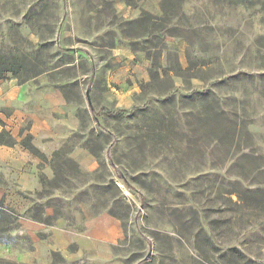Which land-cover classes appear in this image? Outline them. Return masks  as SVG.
Segmentation results:
<instances>
[{"label":"rangeland","instance_id":"rangeland-1","mask_svg":"<svg viewBox=\"0 0 264 264\" xmlns=\"http://www.w3.org/2000/svg\"><path fill=\"white\" fill-rule=\"evenodd\" d=\"M239 2L0 0L13 70L0 85L30 83L13 100L53 129L77 121L44 154V126L1 110L0 264H26L50 228L78 232L102 213L121 223L111 253L125 264L264 263V210L236 193L264 188V0ZM142 11L153 20L136 22ZM59 253L54 264H99L74 245Z\"/></svg>","mask_w":264,"mask_h":264},{"label":"crops","instance_id":"crops-1","mask_svg":"<svg viewBox=\"0 0 264 264\" xmlns=\"http://www.w3.org/2000/svg\"><path fill=\"white\" fill-rule=\"evenodd\" d=\"M33 86L30 83L16 88L14 82L7 81L0 85V115L2 109H13L9 115L7 114V123L12 121H22L26 118L32 120L33 130L40 132L43 136L52 134L53 137L43 141V136H37L34 142L44 154H52L58 151L66 142V139L77 127V121L74 119H65L56 124L49 118H45L43 111L39 107L23 109L18 105L13 97L15 94L28 92ZM60 102V100H59ZM6 118V117H5ZM50 127V128H49ZM80 165L85 167H93L94 161L86 154L79 150H74L69 155ZM24 229L29 236H34L39 232H46L42 226H34V224H25ZM45 238L34 240L32 249L21 253L20 260L26 264H51L50 253L53 251L65 254L72 245L77 247L78 255H87L96 260L99 264H125L119 260L113 259L111 246L116 245L124 238L121 223L108 214H99L91 216L83 220L82 229L78 232L70 230H62L60 228H50Z\"/></svg>","mask_w":264,"mask_h":264},{"label":"trees","instance_id":"trees-1","mask_svg":"<svg viewBox=\"0 0 264 264\" xmlns=\"http://www.w3.org/2000/svg\"><path fill=\"white\" fill-rule=\"evenodd\" d=\"M245 1L246 0H240L239 4L241 6H244ZM256 14L264 15V8L260 12H256ZM151 20H153V16L142 11L136 22L138 23L146 22V21L149 22ZM8 72H13L11 66L9 65V58L6 55H0V80L3 79L4 75ZM117 113H125V110H119ZM29 149L33 152H37V149H35L33 146H30ZM236 193H237V204H239L240 208L251 212L256 210H264V188L257 186L255 189H249L246 191L239 190ZM237 254L239 255V252H237ZM51 257L53 259L52 264H54V260L60 259L61 255L59 252L53 251L51 252ZM240 257L243 258L241 254ZM249 263L264 264V263H257L255 261H250Z\"/></svg>","mask_w":264,"mask_h":264},{"label":"water","instance_id":"water-1","mask_svg":"<svg viewBox=\"0 0 264 264\" xmlns=\"http://www.w3.org/2000/svg\"><path fill=\"white\" fill-rule=\"evenodd\" d=\"M87 95H88V92H87Z\"/></svg>","mask_w":264,"mask_h":264}]
</instances>
